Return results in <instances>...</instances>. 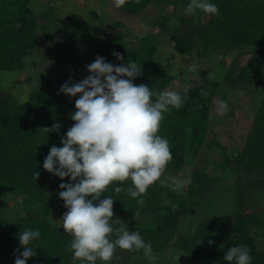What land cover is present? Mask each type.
<instances>
[{"label":"trees","instance_id":"obj_1","mask_svg":"<svg viewBox=\"0 0 264 264\" xmlns=\"http://www.w3.org/2000/svg\"><path fill=\"white\" fill-rule=\"evenodd\" d=\"M209 2L218 6V14L197 11L192 15L185 14V8L181 13L175 8L174 16L159 15L155 24L160 31L171 35L172 48L181 54L193 49L199 58L225 55L234 50L239 54L251 53L250 60L237 71L233 60L224 76V82L232 88L244 91L253 88V92L260 88L262 94L242 147L231 155L224 146L216 144L225 164L222 170H227L235 178L231 185L232 211L222 212L214 206L213 211H218L215 215L197 222L191 232L174 238L183 213L204 208V205L209 207L213 202L216 205L219 200L222 182L216 183L217 176L207 173L202 167L195 168L184 177L189 181L185 189L173 191L168 186L155 183L143 197V205L126 191L115 192L117 186L130 187V180L123 184L113 182L102 198L111 196L114 200L113 227L126 226L129 231H139L158 256L171 248L184 252L188 262L193 264H229L224 259L227 250L232 246H247L251 264H264V248L259 246L255 236L260 232L264 235V206L258 208L254 203L250 204L253 197L264 191V58L260 57L264 54V0ZM151 3L158 7L181 3L187 7L190 0H140L139 3L128 0L118 9L135 15ZM200 16L206 17L204 22L199 21ZM173 18H176L177 25L170 27L168 22ZM56 35L62 39L56 45H64L65 55L53 51L43 56L45 60L55 59L57 63L66 60L84 70L87 76L91 73L86 65L93 63L98 56L113 65L126 64L131 60L142 69V75L133 81L136 85L147 84L154 92L170 89L182 96L185 89L188 90L183 106L164 114L158 133L169 141L173 154L164 177L186 171V154L191 157L199 154L212 128L211 107L213 99L220 95L219 81L196 75L193 83L183 89H171L170 72L160 68L155 61L158 43L154 41L153 33L147 32L135 42H129L118 29L105 33L98 47L78 46L68 28L58 22L53 7L38 10L33 0H0V74L3 73L1 71H21L25 66L24 58L51 43ZM114 51L123 55L124 60L117 59ZM38 76H43L45 81L30 86L24 99H17L5 88L0 89V187L12 195H21L25 203L38 205L14 216H8L0 205V264H15L17 249L24 251L19 240L24 230L41 233L39 239L31 243L36 255L26 264H73V252L68 248L72 236L44 213L47 209L56 208L66 212L65 202L59 196V192L65 189H61L60 184L75 182L70 177L62 180L48 172L43 163L52 146H63L61 138L66 137L68 129L74 125L70 117L76 108L65 94L54 87L50 78L40 72ZM54 124L60 125L59 130L49 133L42 130L44 127L52 128ZM35 172L40 173L38 180ZM211 190L214 191L209 197ZM205 197L209 200L202 202ZM253 228H262V231L255 234ZM209 240L213 241L211 245ZM146 259L142 250L129 252L117 249L109 264H145ZM76 264H81V261L77 260ZM97 264L103 262L98 260Z\"/></svg>","mask_w":264,"mask_h":264},{"label":"clouds","instance_id":"obj_2","mask_svg":"<svg viewBox=\"0 0 264 264\" xmlns=\"http://www.w3.org/2000/svg\"><path fill=\"white\" fill-rule=\"evenodd\" d=\"M128 0H114L121 8ZM139 3L140 0H135ZM202 11L218 14V6L209 0H190L185 14ZM113 55L123 61L119 52ZM91 75L83 81L65 83L61 92L79 98L76 111L71 114L75 122L62 137V147L52 146L43 167L60 177H70L75 183H61L60 198L67 211L62 218V227L72 236L68 248L73 252L72 261L81 264H109L117 249L129 252L143 251L145 258L155 261L150 243H146L139 231H129L126 226L114 228L112 221L114 200L104 196L113 182L123 184L131 181L127 189L115 187V192L126 191L138 204L145 203L149 187L159 182L173 191H179L189 181L164 177L169 162L173 159L170 143L159 135L164 114L180 109L184 97L178 91L154 92L147 84L136 85L133 81L142 75L135 61L113 65L105 58L97 57L86 65ZM196 72L195 66L191 69ZM227 110V104L222 105ZM60 125L44 127L46 133L59 130ZM38 180L40 173H34ZM164 177V178H162ZM78 181V182H77ZM37 230H24L19 235L23 252H19L15 264H26L36 255L31 243L38 240ZM201 243V242H200ZM213 241L209 240L211 245ZM224 259L232 264H251L247 246L230 247Z\"/></svg>","mask_w":264,"mask_h":264},{"label":"rangeland","instance_id":"obj_3","mask_svg":"<svg viewBox=\"0 0 264 264\" xmlns=\"http://www.w3.org/2000/svg\"><path fill=\"white\" fill-rule=\"evenodd\" d=\"M33 3L38 10L53 7L58 22L68 28L70 35L76 38L78 46H86L87 48L98 47L105 33H112L118 29L122 32L123 38L129 42H135L147 32L153 33L155 35L154 41L158 43L155 61L160 68L170 72L172 77L169 88L171 89H183L190 82L193 83L196 75L219 81L220 91H218L220 95L213 99L211 107L212 128L207 133L205 145L196 156L191 157L186 154L184 165L186 171L176 174L177 177L179 176L178 179L185 180L184 177L189 176L192 170L201 167L207 173H213L217 176L215 182H222L219 200L216 205L213 202L209 207L204 205V208L196 209L190 213H183L180 216L176 231H174V238L177 235L191 232L197 222L204 218L212 217V214L215 215L218 211H213L215 209L214 206L217 210H222V212L232 211L231 185H233L235 178L227 170H222L225 164L222 161L221 149L216 144L224 146L227 153L231 155L242 147L262 94L260 93V88H256L254 92L252 91L253 88L248 91L232 88L224 82V76L233 60L236 62L235 68L237 71L242 64L250 60L251 53L243 52L239 54L238 51L234 50L225 55L199 58L197 51L194 49L185 54L175 51L172 48L173 38L162 30L160 31V28L155 24V20L159 15L174 16L173 11L175 8L178 13H181L186 8L181 3L175 6L166 4L161 7L151 3L135 15L123 13L115 6L114 0H33ZM198 19L200 22H204L206 17L200 16ZM175 25H177L176 18L168 22L170 27ZM73 34L77 35L74 36ZM61 40L56 35L51 43L32 51V55L24 58L25 66L21 71H11L9 73L1 71L3 73L0 74V89L5 88V91L12 92L17 99H24L30 86L45 81L43 76H38L39 72L41 75L44 74L47 78H50L58 91L61 90L62 85L65 83L71 86L73 83L83 81L87 75L80 67L70 64L66 60L57 63L55 59H43V56L53 51L62 56L65 55L64 45H56ZM260 57L264 58V54H261ZM193 66L196 67V72L191 70ZM20 91L21 95L19 94ZM66 96L75 106V101L79 98V95L76 97ZM225 103L227 104L226 111L222 109V105ZM176 175L169 174V176L175 178ZM185 188L186 186L183 187V189ZM213 191H210L209 197L213 194ZM208 200L209 198L205 197L202 202H207ZM251 201L250 204L253 205L254 203V207L262 208L264 206V191L253 197ZM0 205L8 212V216H14L18 212L20 214L24 213L27 208L38 207L36 203H25L21 195H12L2 187H0ZM64 213L59 208H56L55 210L47 209L44 215L62 226ZM261 229L253 228L255 234L256 231H262ZM255 236L258 238L257 243H259V246L264 248L263 232ZM153 254L156 256V260L146 259L144 261L145 264H193L188 262L184 252L180 250L167 248L159 256L157 253Z\"/></svg>","mask_w":264,"mask_h":264}]
</instances>
